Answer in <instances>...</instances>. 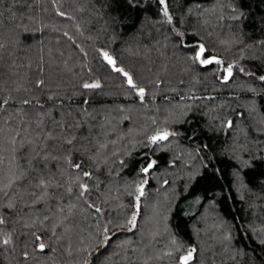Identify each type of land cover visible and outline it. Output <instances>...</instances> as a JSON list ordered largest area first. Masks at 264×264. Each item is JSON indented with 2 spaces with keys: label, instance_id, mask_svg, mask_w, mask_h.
<instances>
[{
  "label": "trees",
  "instance_id": "1",
  "mask_svg": "<svg viewBox=\"0 0 264 264\" xmlns=\"http://www.w3.org/2000/svg\"><path fill=\"white\" fill-rule=\"evenodd\" d=\"M167 4L172 24L158 0H0V264H178L190 247L192 264H264V0ZM200 44L235 65L226 82ZM33 147L55 159L15 179Z\"/></svg>",
  "mask_w": 264,
  "mask_h": 264
},
{
  "label": "snow or ice",
  "instance_id": "2",
  "mask_svg": "<svg viewBox=\"0 0 264 264\" xmlns=\"http://www.w3.org/2000/svg\"><path fill=\"white\" fill-rule=\"evenodd\" d=\"M159 4L163 6V15L167 18L166 22L168 24H172L173 23V18L171 15H169V10H168V4H167V0H158ZM128 3L130 5H133V0H128ZM58 15H65L63 12H58ZM183 33L177 31V36H182ZM5 47L4 43L0 42V49H3ZM206 53V48L203 44H200L198 46V50L195 52V55L192 57L194 62H198L201 65H210V64H218L221 65L223 64V61L216 58V57H206L205 56ZM101 56L104 60V62L111 68L112 71L121 74L124 78H125V82L128 85V87L130 89L135 90V93L138 97H140L141 100H143L144 96H145V89L142 87H139L137 85V83L135 82L133 76L126 71L123 67H119L117 65L116 60L107 52V51H103L101 52ZM235 67V65L233 64H228L226 67H224L223 71L225 73V76L223 77L224 81L226 82L229 78H231L233 76V68ZM240 71H244L243 69H240ZM259 79L261 81H264V75L260 76ZM45 85V81L43 79L38 80L36 82V87L37 88H41ZM82 88L83 89H91V90H95V89H99L102 87L101 83L97 80V81H92V82H83L82 83ZM51 98V97H49ZM8 101L7 100H3L2 104H0V108L3 107L4 104H7ZM33 103L32 100L29 99H25L23 100V104L25 105H31ZM86 103V101H85ZM39 107L42 109L43 105L40 104ZM43 121H40V124H42ZM39 127V124H38ZM227 127L228 128H232L233 127V122L231 120L227 121ZM171 135H174V133H170L168 131H157L154 135H152L151 137H149V140L152 144H156L160 141H166L169 139V137ZM45 139H53L51 133H49ZM68 145H72L73 144V140L72 139H67L65 141ZM12 144H15L16 141L15 139H13L11 141ZM29 144H32L31 141H29ZM32 152L35 153L34 156H32L31 158L25 157L26 162L28 164V170L25 171H21L19 176H15L14 174V178L15 179H21L23 177H25L26 175H28L29 171L32 172L35 175H40L41 177L43 176V172L42 170L46 167L47 162L49 161V159H55V157H50L47 153V150L43 149V148H37V147H33ZM67 159V158H65ZM33 161H35V163H33ZM69 163H71V161H69ZM245 166H249L250 162L249 161H244L243 162ZM155 164V161L149 163L146 167L142 168L141 171L143 173H147L149 171V169H151ZM71 166L77 170L82 169V164L81 163H73L71 164ZM37 168H39L41 171L37 172ZM83 176L84 177H88L89 179L92 177V173L88 172V171H83ZM147 184V180L143 181L141 184H139L135 191H136V195H135V211L131 216V219L127 221V224L131 227H135L136 226V221H137V216L139 215V209H140V199L141 197H143L145 195L144 192V185ZM11 183H9L8 185H6V187H10ZM52 186L51 181L50 180H46L44 178H40L36 187L40 188L42 190V194L39 196V200H44L45 197L48 195L47 189ZM78 187L80 188V193L79 195L81 197H83L85 195V193H87L89 191V186L85 183H79ZM68 192H71L72 189L68 188L67 189ZM0 191H3V189H0ZM33 195H35V193H33ZM88 207H94V205H88ZM62 211V209H61ZM102 209L99 207H95V212L97 213H101ZM4 223V221L2 219H0V224ZM131 230V229H130ZM108 229L105 228L104 229V236H103V243H107V241L110 239V237L107 235ZM41 239L40 236L36 237V240L39 241ZM4 244H8L10 243V239H4L3 240ZM173 243H175V241H173ZM38 248L41 252L45 251L46 245L44 243H39L38 244ZM197 252V249L195 247H191L189 249H187V251L183 254L180 255L178 257V264H192V261L194 260V254ZM169 255H171V253H169Z\"/></svg>",
  "mask_w": 264,
  "mask_h": 264
},
{
  "label": "rangeland",
  "instance_id": "3",
  "mask_svg": "<svg viewBox=\"0 0 264 264\" xmlns=\"http://www.w3.org/2000/svg\"><path fill=\"white\" fill-rule=\"evenodd\" d=\"M197 49H198V47H196ZM206 57H210V56H206ZM228 64H231V62H228L227 64H225V66L224 67H226ZM221 67H222V65H221ZM224 67H222L223 69H224ZM225 76V73H224V75H223V77ZM191 248V247H190ZM189 249V248H188ZM187 251V250H186Z\"/></svg>",
  "mask_w": 264,
  "mask_h": 264
},
{
  "label": "water",
  "instance_id": "4",
  "mask_svg": "<svg viewBox=\"0 0 264 264\" xmlns=\"http://www.w3.org/2000/svg\"><path fill=\"white\" fill-rule=\"evenodd\" d=\"M197 50H198V49H197ZM197 50H196V51H197Z\"/></svg>",
  "mask_w": 264,
  "mask_h": 264
}]
</instances>
